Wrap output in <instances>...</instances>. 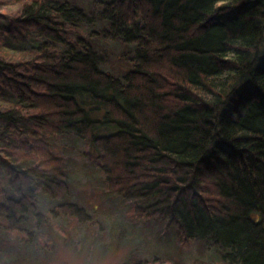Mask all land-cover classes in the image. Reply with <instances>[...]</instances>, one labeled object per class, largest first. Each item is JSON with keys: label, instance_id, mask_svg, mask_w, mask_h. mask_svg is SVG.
<instances>
[{"label": "trees", "instance_id": "obj_1", "mask_svg": "<svg viewBox=\"0 0 264 264\" xmlns=\"http://www.w3.org/2000/svg\"><path fill=\"white\" fill-rule=\"evenodd\" d=\"M10 3L0 10V242L50 247L55 231L67 243L93 231L71 198L73 149L131 221H167L226 264H264V0L0 7ZM102 39L124 46L121 60Z\"/></svg>", "mask_w": 264, "mask_h": 264}, {"label": "rangeland", "instance_id": "obj_2", "mask_svg": "<svg viewBox=\"0 0 264 264\" xmlns=\"http://www.w3.org/2000/svg\"><path fill=\"white\" fill-rule=\"evenodd\" d=\"M96 0H78L83 6L93 5ZM18 4H3L0 10L14 11ZM82 29V28H81ZM86 35L87 29L81 30ZM74 37L80 33L72 32ZM89 37V36H87ZM107 45L110 58L121 60L123 45L110 40L101 41ZM105 48V47H104ZM66 145L71 142H65ZM71 161V198L82 206L92 219L89 235L79 230V238L65 241L58 231L50 247H41L40 240L33 246H24L14 237L1 240L0 264H124L133 254L147 260L146 264H226L221 252L202 239L183 242L176 232L167 231V221L159 219L133 222L127 213L128 203L107 191L98 171L91 166L88 158L69 150ZM46 204L44 200L41 204ZM63 223H67L66 220ZM73 234H75L73 232ZM47 249L46 251H42ZM32 251V253H30ZM11 255V256H8Z\"/></svg>", "mask_w": 264, "mask_h": 264}, {"label": "water", "instance_id": "obj_3", "mask_svg": "<svg viewBox=\"0 0 264 264\" xmlns=\"http://www.w3.org/2000/svg\"><path fill=\"white\" fill-rule=\"evenodd\" d=\"M150 264H152V262Z\"/></svg>", "mask_w": 264, "mask_h": 264}]
</instances>
